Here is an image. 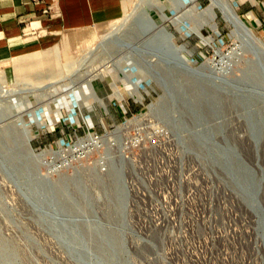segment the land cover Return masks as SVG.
<instances>
[{
  "label": "rangeland",
  "instance_id": "obj_1",
  "mask_svg": "<svg viewBox=\"0 0 264 264\" xmlns=\"http://www.w3.org/2000/svg\"><path fill=\"white\" fill-rule=\"evenodd\" d=\"M151 1L158 7L148 11L155 28L119 51L127 58L115 54L108 59L107 42L76 62L62 58L64 68L73 62L75 68L64 72L56 85L47 83L48 69H43L42 84L31 91L29 106L23 109L15 101L16 106L1 115L0 131L10 138L8 151L16 162L0 150V232L24 249L22 256L9 251L4 264H126L115 256L111 262L101 258L82 234L80 224H90L108 243L104 232L113 227L98 206L92 214L70 213L54 193L61 185L81 191L85 184L79 177L85 175L89 185L96 184L102 201L105 181L96 172L114 180L117 205L124 207V224L118 229L124 232L127 257L137 264H264L253 238V216L230 189L221 188L212 169L186 153L183 133L174 128L180 112L170 117L158 107L165 85L161 68L148 69L143 63L149 54L153 64L182 68L160 44L145 42H161L166 29L175 49L199 71L193 74L198 80L211 82L214 73L230 85L246 60L264 73V0H223L259 40V48L222 13V0ZM118 22L89 30L99 34ZM219 68L228 73L220 74ZM94 74L103 77L97 82ZM5 108L0 104V111ZM88 133L95 148L77 151L76 142ZM23 149L30 152L28 160Z\"/></svg>",
  "mask_w": 264,
  "mask_h": 264
},
{
  "label": "bare ground",
  "instance_id": "obj_2",
  "mask_svg": "<svg viewBox=\"0 0 264 264\" xmlns=\"http://www.w3.org/2000/svg\"><path fill=\"white\" fill-rule=\"evenodd\" d=\"M151 2V0H138L133 7V10L135 9V13H133L134 17L131 18L132 22H130V25L127 26V29L122 31L123 27H119L116 30L114 29L113 32H109L108 34H104L102 36L103 41L105 40L102 43L107 42L106 54L108 59L112 60L114 58L113 55L115 54L116 56H120L121 54V57L127 58L126 53L123 52L122 54L119 51L126 46L132 47L135 45L133 42L138 39L142 33L146 35L144 31L149 29L151 32L150 28H153V24L155 23L148 17L147 9L150 8L151 4L149 3ZM179 2L183 4L182 0ZM142 3L144 6L142 5L143 7H140ZM221 5L223 10L222 13L233 21V23L240 26L248 40L257 45V48H259V40L255 38L247 26L238 18L236 13L233 11V8H231V5L227 1H223ZM130 15L132 16V11L129 12L123 20H130ZM170 35L164 30L159 36L162 40L160 45L164 47L167 53H172L178 59L182 68L178 69L179 71L177 69H165L163 68L164 63L161 65L160 62L156 61L154 62V65L150 60L151 57L149 54L146 55V60L143 62L147 65L146 67L148 69H151V67L154 69L155 66L159 67V69L161 68L162 72L160 76L165 80H163L165 85H162L163 92L158 101V107L163 111L170 112V117H172L174 113L180 112L181 119L178 122V125L176 127L174 126V128H177L183 133L181 144L186 149V153L188 155L189 153L193 154L194 158L203 164L205 168H209V170L212 169L219 179L218 180L214 177L215 181H217L221 188L224 191L225 189H230L237 199V202H239V204L241 203L247 209L249 214L253 216L255 228L253 234L254 242L257 241L256 245L258 249L263 252L261 254L263 255L264 165H260V161L262 162V160H264V155H261L260 160L258 153L259 149L252 148V150L248 152L246 147H244L233 135L230 134V132L233 131H231V129L229 130V127H232L234 122L237 121L239 122L242 131L248 134L254 142L257 140L260 144L262 143V140L264 139V73L260 70V66L258 64L254 62L250 63L246 60L243 67L240 68V71L232 76L229 81L231 82L230 85H226L221 82L223 78L214 73H210L214 76V79L211 82L198 80L193 77V74L199 71L195 70L192 63L185 59V57L175 49ZM152 39L149 38V41L145 42L148 45L151 44L149 45L151 47H156V45L158 46L159 42L155 43L154 38ZM108 41L110 42V45ZM262 54L263 61L261 66H264L263 50ZM151 55L155 54L151 53ZM240 72H243V74ZM220 74H222V72ZM100 76L101 75L98 76L94 74L92 77L99 82ZM239 87L244 88L240 89ZM170 88L172 90H170ZM2 90L0 89V91ZM7 109L8 108H5L0 111V117L4 116L2 114L5 113V110ZM229 112L233 114L232 119L224 121L225 123L223 124L216 123L214 125H207V121L212 119L211 117L214 113L226 115V113L229 114ZM201 125L202 128H199ZM236 137L238 136L236 135ZM10 148H12L10 138L5 136L3 131H0V150L3 151L6 158L14 164L16 162V157L9 153L8 150ZM182 151L184 153L185 150L183 149ZM22 153L25 154V157H27L28 160V157L30 156L28 149H23ZM242 158L246 159L248 163H252L251 166L248 165V163H246ZM257 158L259 159V165L255 162L258 160ZM99 171L101 170L99 169ZM95 174L101 181H105L103 188L104 192L102 191L105 193V199L101 201L99 198L100 196H98V193L95 191V186L92 185L95 183L89 185L87 182L90 178L84 175L79 177V182L81 181L85 184L84 187L82 186L81 188L82 192L76 190L75 185L70 187L62 185L55 186L56 188L54 193L57 197V201L60 206H62L63 210L74 214H92L94 210H97L98 206V208L101 209L102 215L104 216L108 226L110 225L113 227L112 229H108L104 232L106 239H108V243L103 242L101 236L98 235L96 227L93 228L90 224L83 223L80 224V228L85 240L98 253V255L106 261L111 262L112 258L115 256L120 258L122 261H125L126 264H137L133 258L127 257L123 241L124 232H121L118 229V225L124 224V216L121 217L120 212L121 208L123 210L124 207L120 208V206L117 205L116 195H118V193L116 192L114 186V180L112 178L108 179V177L106 180V178L104 179L105 176H102L98 172ZM95 174H93V176ZM70 184L72 183L70 182ZM100 186L103 187L102 184ZM32 187L35 190L37 189V187L33 184ZM24 206L27 207L28 205L24 204ZM124 215L126 216V212ZM127 222H129V220H127ZM115 226L116 228H114ZM260 240L261 247L258 246ZM134 241L136 240L134 239ZM9 251H12L13 254L17 256H22L24 253V249L20 248L15 240H5L0 232V264H4V257Z\"/></svg>",
  "mask_w": 264,
  "mask_h": 264
},
{
  "label": "crops",
  "instance_id": "obj_3",
  "mask_svg": "<svg viewBox=\"0 0 264 264\" xmlns=\"http://www.w3.org/2000/svg\"><path fill=\"white\" fill-rule=\"evenodd\" d=\"M137 1L0 0V104L14 108L16 101L23 109L29 106L31 91L42 84L43 69L49 70L44 72L47 83L56 85L64 72L75 68L74 62L105 41L104 34L127 29L132 20L123 19ZM116 21L99 34L89 30ZM62 58L75 61L66 69Z\"/></svg>",
  "mask_w": 264,
  "mask_h": 264
},
{
  "label": "water",
  "instance_id": "obj_4",
  "mask_svg": "<svg viewBox=\"0 0 264 264\" xmlns=\"http://www.w3.org/2000/svg\"><path fill=\"white\" fill-rule=\"evenodd\" d=\"M161 42H159V44H160ZM173 44V43H172ZM174 45V44H173ZM194 67V66H193ZM195 68V67H194ZM178 70V69H177ZM179 71V70H178ZM240 73H242L243 74V72H240ZM235 81V80H234ZM233 82V81H232ZM232 116H233V114L232 113H230L229 112V114H227L226 113V115H219L218 113H214V115L211 117L212 119H209V121H207V125H214V124H216V123H225L224 121H228L229 119H232ZM199 128H202V125L201 126H199ZM233 128V129H232ZM231 129V131H233V132H230V134L231 135H233L244 147H246V149L248 150V152L249 151H251L252 150V148H254V149H260V148H262V146H261V144L263 143L264 144V139L262 140V143L260 144L257 140H256V142H254V140L248 135V134H246V133H244L243 131H242V129H241V126H240V124H239V122H237V121H235L234 122V124L232 125V127H229V130ZM234 129H235V131H234ZM235 132H236V134H235ZM236 135L238 136V137H236ZM247 135V136H246ZM258 140H260V139H258ZM258 142V143H257ZM256 143V144H255ZM262 144V145H263ZM242 159H244V158H242ZM258 159V158H257ZM259 159L261 160V157H259ZM259 159L257 160V161H255L258 165H259V163H258V161H259ZM244 161L246 162V163H248V161L246 160V159H244ZM260 163H262V164H260V165H264V161L262 160V162H260ZM252 164V163H251ZM251 164L250 163H248V165H250L251 166Z\"/></svg>",
  "mask_w": 264,
  "mask_h": 264
},
{
  "label": "built area",
  "instance_id": "obj_5",
  "mask_svg": "<svg viewBox=\"0 0 264 264\" xmlns=\"http://www.w3.org/2000/svg\"><path fill=\"white\" fill-rule=\"evenodd\" d=\"M225 67V66H224ZM220 73L224 72V74H227V70H223L222 68H219ZM76 150L77 151H84L88 149V147L90 146L91 148H95V144H94V139L92 138V135L90 133L86 134L84 137H82L81 139L78 140V142H76Z\"/></svg>",
  "mask_w": 264,
  "mask_h": 264
},
{
  "label": "trees",
  "instance_id": "obj_6",
  "mask_svg": "<svg viewBox=\"0 0 264 264\" xmlns=\"http://www.w3.org/2000/svg\"><path fill=\"white\" fill-rule=\"evenodd\" d=\"M262 146V148H260L259 150H258V153H259V157H261V155L263 154L264 155V145H261ZM264 161V160H263ZM261 162V161H260ZM262 164V163H261ZM240 206H241V208L245 211V212H247L248 214H249V212L247 211V209L240 203ZM262 249V248H261ZM263 250V249H262Z\"/></svg>",
  "mask_w": 264,
  "mask_h": 264
}]
</instances>
